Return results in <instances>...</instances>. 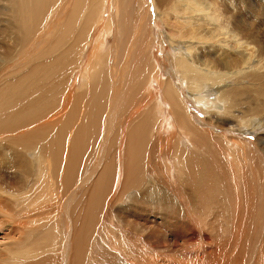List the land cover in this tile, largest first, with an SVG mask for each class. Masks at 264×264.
Segmentation results:
<instances>
[{
	"label": "bare ground",
	"instance_id": "6f19581e",
	"mask_svg": "<svg viewBox=\"0 0 264 264\" xmlns=\"http://www.w3.org/2000/svg\"><path fill=\"white\" fill-rule=\"evenodd\" d=\"M70 2L0 0V264H93L104 243L105 264H264V137L242 138L264 131V39L241 0Z\"/></svg>",
	"mask_w": 264,
	"mask_h": 264
},
{
	"label": "rangeland",
	"instance_id": "374dc122",
	"mask_svg": "<svg viewBox=\"0 0 264 264\" xmlns=\"http://www.w3.org/2000/svg\"><path fill=\"white\" fill-rule=\"evenodd\" d=\"M239 1V0H238ZM71 4H70V7L73 5V2H72V0H71V2H70ZM113 3V6L112 7H110L111 8V10L112 11H110V14H113V12H115V9H116V7H117V5L119 4V0H112V2H111V4ZM116 3V4H115ZM242 3V4H241ZM241 3L239 2V5H240V7L238 8V12H239V15H240V17H241V19H245V20H247L248 22H250L251 24H253V25H256L257 24V26L255 27V30L258 32L259 31V33L258 34H260V36H261V38L262 39H264V0H241ZM224 5V4H223ZM74 6H75V4H74ZM132 10H133V13H135L136 14V12L134 11V10H136V7H132ZM241 10V11H240ZM248 11V12H247ZM263 11V12H262ZM249 13V14H248ZM254 15H253V14ZM252 14V15H251ZM263 15V16H262ZM244 17V18H243ZM254 17V18H253ZM110 18V16H109V13H108V16H107V14L105 15V19L104 20H108ZM121 19V18H120ZM120 19H118L119 21H120ZM251 20V21H250ZM257 20V21H256ZM260 21V22H259ZM256 23V24H255ZM258 24H260V25H258ZM262 26V27H261ZM167 26L166 25H164L163 24V22H159V23H157L156 24V26H155V35H160V34H164V33H166L167 31H168V28H166ZM158 37V36H157ZM114 37L112 36V37H110L109 38V40H108V44L110 45H112V44H114ZM264 41V40H263ZM166 44H168L167 42H165L164 43V50H162V48L159 46V47H157L156 49L157 50H154V57H155V59L156 60H158L161 64H162V66H163V70H164V72L165 73H170V71H171V69H172V65H171V63H169L168 62V60H167V58L170 56V50H169V48H168V46L166 45ZM110 45V46H111ZM14 72H16V71H14ZM14 72H10V73H8L7 75H6V78L11 74V73H14ZM179 81H181V79H179ZM259 82V86L260 87H264V80H262V79H260V80H258ZM82 82V81H81ZM256 83V82H255ZM179 84V83H178ZM248 85L246 86L248 89H249V94H248V97H253V98H255V99H257V100H260V101H262L263 103H264V90H263V92L262 93H260V94H258V92H256V88H254V87H252V86H250V84H249V81H248V83H247ZM180 85H181V87H183V92H184V94L183 95H185L184 97L187 99V105H186V107L188 108V110H189V113H190V115L194 118V119H196L197 120V122H205V123H207V122H210L211 120L209 119L210 117L209 116H205V112L201 109V107L200 106H198V105H196L193 101L194 100H191L190 101V94L188 93L189 92V90H187L188 89V83H186V81H184V83H180ZM256 86H257V83L255 84ZM158 91L161 93V88H159L158 89ZM158 92V93H159ZM187 92V93H186ZM187 96V97H186ZM189 96V97H188ZM245 97H247V96H241V97H239L238 98V100H240V99H243L244 100V98ZM189 99V100H188ZM264 110V107L263 106H261V108H259V110L261 111V110ZM258 111V110H257ZM259 112V111H258ZM224 121H214V123H217V124H222ZM260 134L264 137V131H259V130H256V132H253V133H248L246 136H243L242 138L247 142V143H255V139H257L259 136H260ZM238 138V137H237ZM262 138V137H261ZM113 142L116 144V141H114L113 140ZM256 145V144H255ZM112 148H113V146H111L108 150H107V152L108 153H110L111 152V150H112ZM95 149L96 148H93V149H91V153H93L94 151H95ZM116 150V146H115V149L112 151V152H114ZM101 154L102 153H99V155H98V158L101 156ZM91 155V154H90ZM259 160H264V159H262V158H258ZM110 160L112 161V163H110L111 164V170H113L112 172L115 174V178H118V174L120 175V178H119V186L121 187L122 185H123V183H124V181H125V174H123V171H122V173H120V170H118V162H119V160H116V159H114V156L112 155V156H110ZM98 165V166H97ZM96 170L98 171L97 173H98V175L100 174V172H101V170H99V167L100 168H102L101 167V163H99V161L96 163ZM98 175L96 176V177H92V180L94 181V180H96L97 179V177H98ZM114 179V178H113ZM87 188H89V186L88 187H86V188H84V190H81V192H80V194H79V199H83L84 198V192H85V190L87 189ZM109 189H110V187H109ZM104 189H102V191H103ZM107 191V190H106ZM103 196L105 195L106 197H108L109 196V193H108V191H107V193L105 192V191H103ZM261 193H263V192H261ZM259 194V196L261 197V195L262 194ZM83 194V195H82ZM115 228H118L116 225L114 226ZM167 230V229H166ZM173 232V231H172ZM172 232H171V230H168V233H170V235H172ZM169 239H171V241L173 240V237L172 236H169ZM7 244V241H5L3 238H2V235H1V233H0V249H2V247L4 248L5 247V245ZM103 249L102 250H100L99 249V251H98V253L96 254V256H95V258H94V261H93V264H105V262L103 261L104 259H105V257H107L106 255H105V257H101V255H100V253H106L107 252V254L109 253V251H107V248H106V246H105V243L103 244ZM118 248V247H117ZM119 249V248H118ZM104 250H105V252H104ZM146 251H148L147 253L145 252V251H142V252H144V253H146L144 256H143V261H142V259L140 258L139 259V262H140V264H148V262H153V263H155V264H173V258L171 259V258H169V256L170 257H173V255H170V254H168V253H166L164 250H153V249H150V252H149V250H148V248H146L145 249ZM153 250V251H152ZM158 251V252H157ZM125 252V251H124ZM118 254L117 252H114V253H112V252H110V254L109 255H112V256H114V257H118L119 258V256L118 255H116V254ZM125 253H127L125 256H124V258H127V260H133L134 261V259H135V256L134 255H132L133 256V258L132 257H130L131 256V254H129L128 253V251H126ZM158 254V255H157ZM148 255V256H147ZM99 256V257H98ZM128 256V257H127ZM117 258V259H118ZM145 261V262H144ZM134 263H138V261L136 260V261H134ZM110 264H113V263H110ZM149 264H151V263H149Z\"/></svg>",
	"mask_w": 264,
	"mask_h": 264
}]
</instances>
